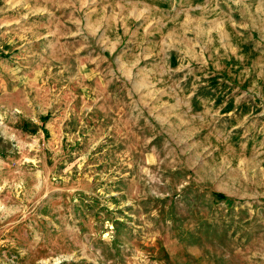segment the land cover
<instances>
[{
    "label": "rangeland",
    "instance_id": "374dc122",
    "mask_svg": "<svg viewBox=\"0 0 264 264\" xmlns=\"http://www.w3.org/2000/svg\"><path fill=\"white\" fill-rule=\"evenodd\" d=\"M0 264H264V0H0Z\"/></svg>",
    "mask_w": 264,
    "mask_h": 264
},
{
    "label": "trees",
    "instance_id": "16d2710c",
    "mask_svg": "<svg viewBox=\"0 0 264 264\" xmlns=\"http://www.w3.org/2000/svg\"><path fill=\"white\" fill-rule=\"evenodd\" d=\"M210 78L213 79L214 81H216V80H217L216 78H218V75L215 74V75L211 76ZM228 103H229V104H228V106L226 107L227 110L230 109V108L232 107V101L230 100ZM216 194H217V196L220 197V198L228 199V197L225 196L222 192H216Z\"/></svg>",
    "mask_w": 264,
    "mask_h": 264
}]
</instances>
